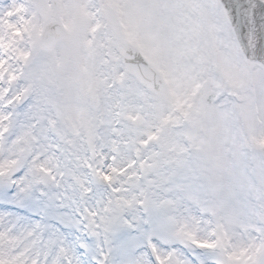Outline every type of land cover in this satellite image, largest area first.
Segmentation results:
<instances>
[{
    "label": "snow or ice",
    "instance_id": "obj_1",
    "mask_svg": "<svg viewBox=\"0 0 264 264\" xmlns=\"http://www.w3.org/2000/svg\"><path fill=\"white\" fill-rule=\"evenodd\" d=\"M0 264H264V0H0Z\"/></svg>",
    "mask_w": 264,
    "mask_h": 264
}]
</instances>
